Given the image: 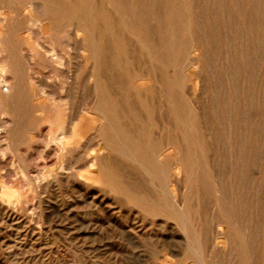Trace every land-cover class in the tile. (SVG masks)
Returning <instances> with one entry per match:
<instances>
[{
    "label": "bare ground",
    "instance_id": "bare-ground-1",
    "mask_svg": "<svg viewBox=\"0 0 264 264\" xmlns=\"http://www.w3.org/2000/svg\"><path fill=\"white\" fill-rule=\"evenodd\" d=\"M96 1L94 3H96ZM210 1L211 2H209L208 0H103V2H102L103 6L99 7L101 4L100 3L99 5H97L98 7L96 6L99 9H97V8L95 9L90 0H30L26 6H22L21 8H15L13 6L12 1L0 0V55L2 56V58L0 59V241L1 240H6V241L9 240L10 238L13 237L14 233H17V236H20V237L22 236V238L24 236V237H30L31 239H33L36 230H34V228L32 229V227H30L31 222L29 220V217L27 215H25L26 213L25 214L23 213V211H25V208H27V205L29 204V202H33V205L35 203L36 208H38L39 210H42L44 212H49V213H50V211L55 212L61 220L62 219L63 220L69 219L66 216L61 214V209L63 207H67V206H72L74 208L75 204H73L71 201H69V199L71 198V195H73L72 192L69 189L63 190L61 188L60 184L62 185V183H61L62 181L71 182L70 185L73 184V186H74L73 191H77V192L82 190V187H80V185L83 187L86 186V188L89 189V188H92L96 182H102L103 185L105 187H107L108 189H110L111 191H115V190L117 191V178L119 177V173L121 171H124L121 169V166L123 164H125V165L129 166L128 168H131L134 171L138 172L139 174H142L143 176H145L147 178L149 185H151L153 187V189L156 191V193H155L156 195L153 198L152 202H149L150 204L143 201V199L141 198L143 196L137 197V196H132L129 194L127 195V194L123 193V195L126 196L125 200L129 203L135 204V206L142 209L143 212L145 213L144 214L145 216L153 217L155 215L162 214V215H168L171 217H175L177 220H179L183 225L182 226L183 228L181 230L184 231V235H185V239H183V241H184V244H185V246L187 248V252H188V254H186V255H188V257H190V258H193L196 261V264H203V261L201 260V251L203 249L202 242L196 236V234L191 230V227L190 228L188 227L189 225H187V223L189 221H191V220H189V214L186 210H181L179 205H177V200H176L177 197L174 193H172V191H170V186H177V183L179 181V172L175 171L177 169L175 166H178V165H180L184 168L185 180L188 182V184L191 185V184H195L196 182H197V184H199L198 181H200V180H201V182H204L205 179H203V177H199L197 171H199L201 169H203L205 171L204 165L206 163L203 162L204 163L203 164L197 160L198 152L192 146H188L186 148L185 154H182V155H181V153H182L181 149L174 148V151L172 152V154L167 155V157H166L167 159H163L162 157L164 155L162 154V151H160V149L157 145L152 144L151 138H149V136H148V133H149V130L151 129V127L148 130L146 128V126H148V125L141 123L142 120H140L138 118L139 116L137 117L135 114H133V112L130 109L127 108V104L123 105V107H120L119 105H117L118 104L117 103V101H118L117 97L118 96L116 97L115 94H117L118 92L115 94L112 93L113 96H115V97H112L111 94L109 93V91L113 89L112 86L110 85L111 81L109 80L110 78L113 77V76L111 77V75H113V71L107 65L110 66L111 65L110 62H113V60H117V59L120 60V56L117 55V52H116V45H117L118 41L116 42V40L114 39V36H113V38L110 39V36L108 37L107 33L109 31L112 32V29L116 30L115 26L112 25V22L114 19H117L119 22L118 23L119 25H117L116 27H118L119 30L122 29L123 31L126 32V31H128V29H132L134 31V33L132 32V34L135 37L134 39L136 40V42H138V45H140L141 51L151 59L152 63L154 62V64L158 63L160 65L167 66V65L173 64L172 62L175 61V59L178 56L180 57L181 53L183 54V52H184V55L187 54L188 50H190L191 48H193V49L196 48L197 50L201 51L202 57H204L203 58L204 61L205 60L209 61L210 60L208 58V57H210V56H208L210 53L209 48H210V46L213 45L214 40L212 37H210V35H209L210 32L208 34V30L211 28L212 29L216 28L217 30H219V31L222 30L224 32V37L226 38L225 46L228 47L233 52L232 56L229 57L230 59H233L232 60L233 64H234L235 60H237V62H238L239 59L243 60V62H244L246 60V57L249 60V58H251V53H252V51H254L253 49H254L255 45L257 44L256 36L259 33L257 31V28H258L259 23H260V21H259L260 13L258 10L254 9L253 1L252 0H210ZM17 2H18V0H17ZM207 2H209L211 4L210 8H206L204 6L205 3H207ZM97 3H99V2H97ZM106 8H107V10H106ZM143 13H144V15H143ZM237 13H239V15L241 16V19L237 18V19H235V23L234 22L232 23V20H233L235 14H237ZM140 17H142V18H140ZM211 17H214L215 22L210 25L211 20H212ZM154 23L156 24V29H155V32H154V30L151 31L153 34V35H151L149 32H150V30H152L150 28L153 27ZM48 27H51V28H48ZM68 27H72V29L75 32L82 31L86 35V38L82 42V45L84 47L82 49L85 52H89L88 61H90L91 65H92L91 77L95 79V80L93 79L95 81V85H94L93 90H95V92L98 93L97 97H95L93 100V107H94V110L97 111L96 113L98 114L99 120H97L94 117L93 118L92 117L91 118H83L82 113L81 114L70 113L69 111H71V110L67 107L66 104L58 103L59 99L57 101V103H58L57 107L48 106L45 104H35L34 103L35 98H36L35 93H37V91L34 90L35 93L33 91H31L32 88L34 89V86L33 87L31 86L32 87L31 90H29V89L27 90V89H25V87H23V85L20 84V82L24 78L30 79V78H28V76H29L28 74H30L29 73V66L27 65L28 66L27 67L26 64L21 66L22 62L26 61V60L22 59V56H20V54L24 51L23 49L27 48L26 51L29 54L27 57L32 58V59L37 58V60H38V58H40L41 56H43L45 58L46 54L43 55L41 53V51H39V52L37 51L38 48L40 47V43H39L38 39L35 40V42H36V45L34 46L35 48H31V47H28L27 43L21 41L22 40L21 38H23V37L20 38L21 40H19L18 37L21 34H27L28 39L30 40V37L32 35H36L39 37L44 36V34L48 30H52L53 32H58L61 35V32ZM72 29H71V31H72ZM261 30H262V28H261ZM67 31H66V33H67ZM256 32H258V33H256ZM66 33H64V34L66 35ZM147 33H149V34H147ZM145 34H147V36L150 37V38L148 37L149 38L148 40H147V36ZM65 35H63V36H65ZM74 36H76V35L74 34ZM127 36H128V34H126V38L128 39ZM47 37H45V38L47 39ZM51 37L53 39V36H51ZM66 37H67V35H66ZM157 37H158V39L156 40ZM131 38H129V39L131 40ZM66 39H68V38H66ZM69 39H70V37H69ZM214 39H217V38L214 37ZM62 40H64V37L62 38ZM122 40H124V38H122ZM43 41H44V39H43ZM78 41L80 42L82 40L78 39ZM57 42H58V40H57ZM69 43H71V42L69 41ZM47 47H48V44H47ZM76 47H78L77 44L75 46V49H77ZM137 47L139 48V46H137ZM80 48H78V50L81 51ZM261 48H262V46H261ZM53 49H54V47H53ZM58 49H59V46H58ZM73 49H74V46H73ZM196 49H195V51H196ZM47 50H49V49H47ZM67 51H65V52L67 53ZM211 53H213V51ZM223 53H225V51ZM25 54H23V55H25ZM67 54H70V53H67ZM79 54H81V53H79ZM215 54H216V52L214 53V56H216ZM49 55H52V54H49ZM82 55H84V54H82ZM226 56H227L226 59L228 60L229 59L228 55H226ZM43 57H41V58H43ZM60 57H62V56H60ZM69 57H70V55H69ZM73 57H74V55H73ZM181 57H183V56H181ZM221 57H223V56H221ZM122 59H124V58H122ZM213 59H216V57ZM27 60H29V59H27ZM41 60H43V59H41ZM41 60H40V63H42ZM30 61H31V59H30ZM43 61L46 62L48 60L44 59ZM53 61L54 62L57 61L60 65L63 64L62 59L59 58V60H58V57L54 58ZM26 62H24V63H26ZM69 62L72 63V60ZM215 62H214V64H215ZM220 62L218 61V63L221 65ZM85 63H86V61H85ZM200 63H201V61H200ZM36 64H37V62H36ZM38 64H39V62H38ZM46 64L49 65L50 62L46 63ZM51 64H53V63H51ZM68 64L66 65V67L68 66ZM79 64L82 65L81 62ZM121 64H122V62H121ZM30 65H32V64H30ZM75 65H77V64H75ZM240 65L241 64H239V67H240ZM53 66L54 65H51V67H53ZM120 66H122V65H120ZM210 66H211V64H210ZM237 66H238V63H237ZM253 66L254 65H252L251 68ZM123 67H125V66H123ZM204 67L205 66H203V69H204ZM218 67H220V66H218ZM218 67H217V69H220ZM21 68H22V70H21ZM241 68H244V66ZM249 69L250 68H248V70ZM257 69H259V68H257ZM109 70H110V72H109ZM209 70H212V69H208V72H209ZM257 71H259V70H257ZM229 72L230 73L226 72L227 74H224V75L231 74V71H229ZM243 72H244V69L242 70V73ZM110 73H111V75H110ZM202 73H203L202 75H205L204 72H202ZM252 73H253V71H252ZM32 74H34V73L32 72ZM206 74H208V73H206ZM120 75H121V73H120ZM211 75H213V74H211ZM224 75L222 78L225 77ZM258 75H260V74H258ZM258 75H257V77H258ZM208 76H209V74H208ZM218 76H217V78H218ZM133 77H135V76L133 75ZM206 77H207V75H206ZM209 77H211V76H209ZM219 77L221 78V76H219ZM37 78H38V76H37ZM203 78H204V76H203ZM232 78H233V76H232ZM252 78L254 79L253 76H252ZM124 79H125V77H124ZM213 79L216 80V75H215V78H213ZM227 79H229V78H227ZM259 79H260V77H259ZM35 80L36 79H34V81ZM103 80H104V82H103ZM115 81H117V80H115ZM125 81H127V79ZM175 81H176V79H175ZM184 81H185V79H184ZM186 81H188V79H186ZM209 81H210V78H209ZM209 81H208V83H210ZM230 81H231V79L229 80V82ZM243 81H244V79H243ZM25 82H27V81H25ZM102 82H103V84H102ZM112 82H114V81L112 80ZM211 82H212V80H211ZM229 82H228V84H229ZM234 82L237 83L235 80H234ZM126 84H127V82H126ZM130 84H131V82H130ZM222 84H223V82H222ZM230 84H231V82H230ZM235 86H237V85H234V87ZM263 86H264V84H263ZM27 87H29V86H27ZM229 87H231V86L229 85ZM39 88H40V86H39ZM41 88H42V86H41ZM119 88L123 92L127 90V88L121 82L119 83ZM130 88H131V85H130ZM157 88L160 90L161 86H160V88L157 86ZM225 88H226V85H225ZM236 88H238V87H236ZM236 88H233V89L235 90ZM239 88H238V90H239ZM252 88H254V87H252ZM166 89H167V92L169 94H171L173 91L172 88L168 85H167ZM210 89H213V88H210ZM243 89H245V88H243ZM162 90H164V89H162ZM220 90H221V88H220ZM253 90H252V92H253ZM256 90H258V89L256 88ZM130 91H131V89H130ZM215 91H219V90H215ZM229 91H230L229 93L232 92L231 90H229ZM240 91H242V89ZM42 92H44V91H42ZM72 92H74L73 89H72ZM95 92H94V95L96 94ZM160 92L163 93V91H160ZM258 92L256 91L254 93H258ZM144 93H145V91H144ZM229 93H228V95H229ZM234 93H236V92H234ZM243 93H244V90H243ZM70 95H69V97H71ZM136 95L138 96L137 93H136ZM243 95H245V93ZM23 96L24 97L26 96L27 98L26 97L24 98ZM73 96H76V95H72V97ZM211 96L214 97L213 95H211ZM162 97H165V96H162ZM216 97H214L215 98L214 100L217 99ZM65 98H67V97H65ZM65 98H62V99L64 100ZM207 98H209V97H207ZM223 98H225V97L223 96ZM263 98H264V96H263ZM76 99H78V98H76ZM166 99H167V97H166ZM75 100H72V101H75ZM256 100H258V99H256ZM228 101H230V100H228ZM70 102H71V99H70ZM80 102H81V104L84 103V102L82 103L81 100H80ZM137 102H138V100H137ZM222 102H223V104H227V102H225V99ZM234 102H235V99H234ZM234 102L233 103L231 102L230 105L224 106V107H226L225 109L229 113V116L228 115L227 116L230 117L227 119H230L229 121L232 123L231 126L235 130L234 137L231 138L229 136L231 138V141H230L229 147H228L230 150V154H231L230 158L232 157L233 161H232V159H230L232 161L230 166L225 165L223 168L220 166L223 169V174L221 176L222 181H221L220 187L217 189V191L215 190L216 193L218 192L221 195H224V196L228 195L229 196L228 197L229 198V204H230L229 206L232 209H230L229 212L227 211V213H226V210H223L224 214L222 213V215H223L222 218L224 220L223 222H226L227 224L229 222H232L233 220H235L234 222H237L238 219H240L239 218L240 217L239 212H240V209L242 211L243 206L246 207L247 205L248 206L251 205L252 206L251 212L253 215V209H254L253 206L255 204L254 201H256L255 195L258 196V193H259V192L257 194L255 193L256 191H254L255 188L253 187L255 185L250 184V183L246 184L249 176L247 177L245 172H244L246 170V169H244L245 163H246V160L248 159V158L246 159V157L248 155V152H250L249 151L250 147L248 146L249 141L252 138L250 130L253 128L251 126L252 128L250 130H248V129L243 130L246 127V125H249L248 124L249 118H248V116H246L247 115V109L250 108V107L248 108L249 102H248V99H245L244 101H243V99H239V100H237L236 104H234ZM130 103H131V101H130ZM254 103H256V102H253V104ZM169 104H170V102H169ZM213 104H215V103H213ZM220 104L218 103L217 107L220 106ZM89 105H91V104H89ZM167 106H169V105H167ZM251 106L254 108L256 105L253 106L251 104ZM80 107H81V105H80ZM214 107H215V105H214ZM220 107H218V108L220 109ZM186 109H188V108H186ZM82 110H84V108ZM137 110H139V109H137ZM257 110L259 111V109H257ZM75 111H76V108H75ZM205 111H206V109H205ZM249 111L251 112V110H249ZM76 112H78V111H76ZM253 112H256V109ZM213 113L214 112H212V114ZM146 114H148V113L146 112ZM80 115H81V117H80ZM149 115L150 114H148V117H149ZM209 115H210V113H209ZM261 115H263V114H261ZM218 116H219V114H218ZM218 116L215 115V117H218ZM258 116H260V114ZM250 119H252V118H250ZM202 120L205 121V119H203V117H202ZM256 120H259V119H256ZM256 120H255V122H256ZM82 121L83 122L86 121L88 124L90 123L91 126L95 125L94 133L91 134V136L89 135V137H87L88 140H87V138H86V140L89 142V144L93 143V142H99L98 144L100 145V142H102L103 148L100 151L94 150V147H93V150H90V148H89V150L86 148H85L86 150L81 149L82 146L80 147V145H79V139L83 137L84 132H85V131L83 132V125H82L83 122ZM175 122H177V121H175ZM207 122H208V120L206 121V123ZM215 122H214V124H215ZM97 123H99V126L97 125ZM179 123H180V121H179ZM208 123H210V122H208ZM252 123H254V121H252L251 124ZM46 124L50 128V132L48 134L45 133L46 135H44L42 128ZM150 124H151V122H150ZM262 124L260 126L259 125H257V126L261 127ZM254 125H255V123H254ZM91 126H90V128H91ZM180 126H182V125H180ZM205 128L206 127H204V129ZM233 128H231V129H233ZM191 129H193V128L191 127ZM191 129H190V131H192ZM207 129L208 128H206V131H207ZM217 129H215V130H217ZM256 129H258V128H256ZM147 130H148V132H147ZM253 130H252V132H254ZM202 131H204V130H202ZM255 132H257V131H255ZM52 133H55V136L52 135ZM208 133L210 134V132H208ZM225 133H226V131H225ZM230 135H232V134H230ZM188 136H189V134H188ZM256 136L259 137L258 135H256ZM224 137H225V135H224ZM224 137L222 136V138H224ZM207 138L211 139L209 137H207ZM226 138L228 139V136ZM253 139L254 138H252V140ZM197 140H198V138H197ZM224 140H226V139H224ZM187 141L185 143H188ZM262 141H263V138H262ZM225 143H227V141ZM256 143L258 145L260 144L259 142H256ZM210 144H212V143H210ZM81 145H82V143H81ZM198 146H199V142H198ZM253 146H254V144H253ZM86 147L88 148V146H86ZM89 147H92V146L90 145ZM252 148H254V147H252ZM201 149L202 148H200V151L203 150V149L202 150ZM163 151H164V149H163ZM223 151L218 152V153H220V155H221ZM205 152H206V150H205ZM165 155H166V153H165ZM223 155H224V153L222 154V156ZM225 156H226V154H225ZM250 156H251V154H250ZM213 158H214V156H213ZM213 160L216 161L215 158ZM249 160H252V159H249ZM203 161H205V160H203ZM218 161H220V160H218ZM17 162L20 165V169L15 174L14 173V171H15L14 165ZM249 164H251V163L249 162ZM253 164H254V162L252 163V165ZM219 165H221V164H219ZM206 167H207V165H206ZM248 167H250V165ZM252 168H254V167H252ZM207 169H209V168L207 167ZM243 169H244V171H243ZM213 170H214V168H213ZM126 171H128V170H126ZM216 171H217V169H216ZM123 176H125V175L123 174ZM216 176L217 175H215V177ZM218 176H217V178H218ZM254 177L256 178L257 176H254ZM133 179H131V180H133ZM139 181H140V179H139ZM141 181H142V179H141ZM256 182H257V180H256ZM204 184H205V182H204ZM66 185H68V184L66 183ZM62 187H64V186H62ZM27 189L33 190L34 194L36 195L34 197V194H33V198L35 201L34 200L31 201L28 199L29 194L26 191ZM178 190H179V188H178ZM203 191H202V193H203ZM120 192L121 191H119V193ZM183 192H185V191H183ZM42 194H46L47 196L46 197L42 196ZM93 195H96V194L94 193ZM80 196H81V194H80ZM218 196H216V197L218 198ZM81 197L85 198V199L87 198L84 195H82ZM196 197H198V196H196ZM213 197H214V195H213ZM89 198H91V197H89ZM217 198L215 200V203H216V206H218L220 208V211H221V209H222L221 205L222 204H220V202ZM93 199H96V198H93ZM181 199H182V197H181ZM193 199H194V196H193ZM202 199H203V197H202ZM258 200H259V198H258ZM72 201H74L73 198H72ZM85 201H87V200H85ZM96 201H95V203H96ZM87 203H89V202H87ZM215 203H214V206H215ZM262 205H263V203H262ZM95 206H97V205H95ZM101 206H103V205H101ZM111 206L113 207L115 205H113L111 203ZM184 206H182V207H184ZM87 208L88 209L83 214V219H80V217L77 213H76L77 215L74 214L75 215L74 218L81 221L82 224L84 222L83 225L88 226L89 229L92 227L96 228V224L99 225L100 223H96L93 220L94 219L93 216L96 215V211L94 212V210H92V208H94V203H91L89 206H87ZM38 209H37V211H38ZM247 210H248V208H247ZM31 211H32V209H31ZM75 211H77V210L75 209ZM258 211H259V209H258ZM69 212H71V210H68V212H66V213H69ZM106 212H107V209H106ZM124 212H126V211H124ZM244 212H245V210H244ZM104 213H105V211H104ZM69 214L72 215L71 213H69ZM242 214H243V211H242ZM41 215H42V213H41ZM247 216H248V214H247ZM247 216L245 215L246 218H247ZM260 216H259V218H260ZM126 217H128V214ZM46 218L48 219V217H45V219ZM50 218L53 219V217H50ZM70 218H71V216H70ZM155 218H157V216ZM241 220L242 219H240V221ZM247 220H248V224H249L247 230H249V234H250L249 236L251 237L252 241H251V243L248 242L246 247H248L247 248L249 250L248 253H250L253 256V253H254L253 246H255V244H257V242L253 239L254 238L253 235H255V234L252 235V232H253L252 231V229H253L252 217H250V215H249ZM96 221H98V220H96ZM134 222H136V221H133V223ZM51 223H53V222H51ZM49 224H50V222H49ZM259 224H261V223H259ZM41 225H43V224H41ZM83 225L81 227H83ZM227 226H229V225H227ZM244 226H246V225H244ZM103 227L104 226H102L101 229H103ZM125 229H127V228H125ZM140 229H142V228H140ZM199 229H201V228H199ZM240 229H238V230H240ZM104 230L106 231L108 229L104 228ZM113 230L114 229H112V231ZM131 230H133V229H131ZM134 230L137 231V229H135V228H134ZM238 230H236V231L238 232ZM256 230H257V228H256ZM90 231H92V230H90ZM101 231L103 232V230H101ZM112 231H110V233ZM244 231H246V230H244ZM258 231H256V233H258ZM107 232L108 231H106L105 234ZM117 232H119V231H117ZM115 233H112V234L114 235ZM123 233H125V231ZM123 233H122V235H123ZM48 234H49V232H48ZM126 234L127 233H125V236H126ZM137 234H138V232H137ZM91 235L93 236V234H91ZM259 235H261V234H259ZM116 236H119V235L116 234ZM142 238L144 240L147 238V236L144 235V237H142ZM148 238L146 239V242H148V240H149ZM245 238H246V236H245ZM228 239L231 240V245H233L234 239L232 240L229 235H228ZM240 239H241V237H240ZM152 240H154V239H152ZM206 241H207V239H206ZM32 242H34V240ZM239 242H240V240H239ZM261 245H263V243ZM23 246H25V245H23ZM28 247H30V246H28ZM55 247H57V246H55ZM235 248H234V250H235ZM258 248H260V247L258 246ZM34 249H35V247H34ZM169 249H170V247H169ZM226 250H228V249H226ZM64 251H65V249H64ZM7 253H9V252L7 251ZM52 253H54V252H52ZM234 253H236V252H234ZM34 254H35V252H34ZM48 254H50V253H48ZM82 254H84V253H82ZM239 255L240 254H238V256ZM11 256H13V255H11ZM15 256H17V255H15ZM18 256H19V253H18ZM81 256H83V255H81ZM8 257H10V256H8ZM88 257H91V256H88ZM237 257H236V259H237ZM239 258L241 259V257H238V259ZM69 259L70 258H68V260ZM163 259H165V258H163ZM166 259H167V257H166ZM168 259L170 260L169 257H168ZM251 259H254V258L251 257ZM56 260H57V258H56ZM10 261H12V260H10ZM34 261H36V260L34 259ZM50 261H51V259H50ZM75 261L78 262V260H75ZM253 262L255 263V261H253ZM80 263H82V261ZM90 263H92V262H90ZM46 264H47V262H46Z\"/></svg>",
    "mask_w": 264,
    "mask_h": 264
},
{
    "label": "rangeland",
    "instance_id": "rangeland-1",
    "mask_svg": "<svg viewBox=\"0 0 264 264\" xmlns=\"http://www.w3.org/2000/svg\"><path fill=\"white\" fill-rule=\"evenodd\" d=\"M5 1H12L13 6L15 8H21L22 6H26L30 0H28V1L27 0H18V2H17V0H5ZM90 1H91L92 5L94 6L95 9L98 7L97 5H99L100 3L101 4L99 7L103 6V4H102L103 0H99V1L98 0L97 1L96 0H90ZM95 1H96V3L97 2H99V3L96 4V3H94ZM208 1L211 2L210 0H208ZM252 1H253L254 9L258 10L260 13V19H259L260 23H259V26L257 28V31L259 33L256 32V33H258L256 36L257 44L255 45V47L253 49L254 51H252V53H251V58H249V60L250 59L251 60L249 61L246 57V60L244 61L245 63L243 62V60L239 59L238 62H237V60L234 61L235 65L233 64V61H232L233 59L229 58L230 56H232L233 52L228 47L225 46L226 38L224 37V32L222 30L219 31L216 28H213V29L211 28V29H209L210 31L208 30V34L210 32L209 35H210V37L213 38V40L215 42V43L213 42V45L210 46V48H209L210 53L213 51V53H211V54L209 53V55H208V56H210V57H208L210 59L209 61H207V60L204 61V59H203L204 57H202L201 51L197 50L196 48H195L196 49V51H195V49L191 48L190 50H188L187 54L184 55V52H183V54L181 53L180 57L178 56L179 58L177 57L175 59V61L172 62L173 64L167 65V66L160 65L158 63L154 64V62L152 63L151 59L141 51L140 45H138V42H136V40L134 39L135 37L132 34V32L134 33V31L132 29H128V31L129 30L130 31L129 32L126 31L127 32L126 33L122 29L119 30V28L116 27L117 25H119L118 24L119 22L117 19H114L112 22V25L115 26L116 30L112 29V32L109 31L110 33L108 32L107 33L108 35L106 34L108 37L110 36V39L113 38V36H114V39L116 40V42L118 41L117 45H116V52H117V55L120 56V60H118V59L113 60V62H110V64H111L110 66L107 65L113 71V75H111V73H110L111 77L112 76L113 77L109 79L111 81L110 85L112 86L113 89L111 88L112 90H110L109 93L111 94L112 97L118 96L117 97V99H118L117 105H119L120 107H123V105L127 104V108L130 109L133 112V114H135L137 117L139 116L138 118L140 120H142L141 123L148 125V126H146V128L148 130L151 127L152 130L151 129L149 130L148 136H149V138H151L152 144L157 145L159 147L160 151H162V154L164 155L162 157L163 159H167L166 158L167 155L172 154V152L174 151V148L181 149V151H182L181 155H182V154H185L186 148L188 146H192L198 152L197 160L200 163H203V162L206 163L204 165L205 171L203 169L197 171L199 177H203V179H205L204 180L205 184H204V182H201V180L198 181L199 184H197V182L195 184H191V185L188 184V182L185 180L184 168L182 166L178 165V166H175L177 168L175 171L179 172V181L177 183V186H170V191H172V193H174L177 197V199H176L177 205H179L181 210H186L189 214V220H191V221L188 222L189 224L187 223V225H189L188 227L189 228L191 227V230L196 234V236L202 242L203 249L201 251V260L203 261V264L204 263L205 264H247L248 262H249L248 264H264V262H263L264 261V207H263L264 206V134H263L264 133V130H263L264 129V121H263L264 120V104H263L264 103V98H263V96H264V93H263L264 92V86H263V84H264V65H263L264 64V1L263 0H252ZM209 2L205 3L204 6L206 8L211 7V4ZM97 9H99V8H97ZM106 10H107V8H106ZM143 15H144V13H143ZM140 18H142V17H140ZM237 18L241 19V16L239 15V13L235 14V16L232 20V23L233 22L235 23V19H237ZM211 19L212 20H211L210 25L215 22L214 17H211ZM153 27L150 28V29H152L149 32L151 35H153L151 31L154 30V32H155V29H156L155 23L153 24ZM48 28H51V27H48ZM261 28H262V30H261ZM71 29H72V27H68V28L64 29L61 32L62 36L58 32H53L52 30H48L44 34V36H40L41 38L39 36L32 35L30 37V40H29L27 34H21L18 37L19 40L22 39L21 41L27 43L28 47H31V48H35L34 47L36 45L35 40L38 39L39 43H40V47L38 48V50L37 49L36 50L38 52L41 51V53L43 55L46 54L45 58L43 56H41L43 58L40 57V58H38V60H37V58L32 59V58L27 57L29 55L26 51L27 48L23 49L24 53L23 52L22 53L23 54L26 53V54L23 55L21 53L20 56H22V59L26 60L27 62L23 61L21 66L24 64H26V66L27 65L29 66V73L30 74H28L29 75L28 78H30V79L24 78L22 80L23 82L21 81L20 84L23 85V87H25V89H27V90L28 89L31 90V88L34 86V89L32 88L31 91H33V92H34V90L37 91V93L34 92L36 95V98L34 101L35 104H45L48 106L57 107L58 103H63V104H66L67 107L71 110V111H69L70 113H73V114L74 113L75 114L76 113H79V114L82 113L83 118H91V117L93 118L94 117L97 120H99L98 114L96 113L97 111H95L94 107H93V100L95 97H97L98 93H96L95 90H93L94 85H95V81H94L95 79L91 77L92 65H91V62L88 61L89 52H85L82 49V48H84L82 45V42L86 38V35L82 31L75 32L73 29L71 31ZM66 31H67V33H66ZM63 32L66 33L67 37ZM149 33H147V34H149ZM74 34L76 36H74ZM126 34H128V36H127L128 39L126 38ZM147 34H145V35L147 36ZM63 35H65V36H63ZM51 36H53L54 40L52 39ZM21 37H23V38H21ZM45 37H47V39ZM63 37H64V40H62ZM65 37L68 39H66ZM69 37H70V39H69ZM148 37L149 36H147V40L150 38V37L149 38ZM214 37H216L217 39H214ZM122 38H124V40H122ZM129 38H131V40ZM43 39H44V41H43ZM56 39L58 40V42ZM78 39H80L82 41L79 42ZM157 39H158V37L156 38V40ZM69 41L71 43H69ZM47 44H48V47H47ZM76 44L78 46V47H76L77 49H75ZM58 46H59V49H58ZM73 46H74L75 50L73 49ZM137 46H139V48ZM261 46L263 49L261 48ZM53 47H54V49H53ZM78 48H80L81 51L78 50ZM47 49H49V50H47ZM65 51H67V53H70V54H67ZM224 51H225V53H223ZM215 52H216V54H215L216 56H214ZM48 53L52 54V55H49ZM79 53H81V54H79ZM82 54H84V55H82ZM69 55H70V57H69ZM73 55H74V57H73ZM226 55H228V58L230 60L226 59V57H227ZM60 56H62V57H60ZM181 56H183V57H181ZM221 56H223V57H221ZM56 57H58V60H59V58L62 59V63H63L62 65H60L57 61H55V62L53 61V59ZM215 57H216V59H213ZM1 58H2V56L0 57V59ZM122 58H124V59H122ZM27 59H29V60H27ZM30 59H31V61L32 60L33 61L31 62ZM41 59H43V60L45 59L48 61L45 62ZM40 60L42 63H40ZM71 60H72V63L69 62ZM85 61H86V63H85ZM200 61H201V63H200ZM218 61L219 62L221 61L220 62L221 65L218 63ZM24 62H26V63H24ZM36 62H37V64L39 62V64L37 65ZM49 62H50V64L53 63L51 65H54V66L51 67L50 64H49L50 66L46 64ZM80 62L82 63V65L79 64ZM121 62H122V64H121ZM214 62H215V64H214ZM237 63H238V66H237ZM30 64H32V65H30ZM67 64H68L67 67L68 68L70 67L69 69L66 67ZM75 64H77V65H75ZM210 64H211V66H210ZM239 64H241L240 67H239ZM120 65H122V66H120ZM252 65H254V66L251 68ZM123 66H125V67H123ZM203 66H205L204 69H203ZM218 66H220V67H218ZM243 66H244V68H241ZM255 66L259 69H257ZM217 67L220 69H217ZM247 67L250 69L248 70ZM208 69H212V70H209V72H208ZM243 69H244V72L242 73ZM21 70H22V68H21ZM257 70H259V71H257ZM223 71L224 72L226 71L227 73H230L229 71H231V74L224 75L227 73L226 72L224 73ZM252 71H253V73H252ZM32 72L34 74H32ZM109 72H110V70H109ZM202 72H204L205 75H202L203 74ZM120 73H121V75H120ZM206 73H208L209 76H211V77H209L208 74H206ZM221 73L225 76L224 78H222L223 75ZM211 74H213V75H211ZM258 74H260V75H258ZM133 75L135 77H133ZM206 75H207V77H206ZM215 75H216V80L213 79V78H215ZM218 75L221 76V78ZM257 75H258V77H257ZM37 76H38V78H37ZM203 76H204V78H203ZM217 76H218V78H217ZM232 76H233V78H232ZM252 76L254 77V79L252 78ZM124 77H125V79H124ZM259 77H260V79H259ZM113 78L117 81H115ZM209 78H210V81H209ZM227 78H229V79H227ZM34 79H36V80L34 81ZM126 79H127V81H125ZM175 79H176V81H175ZM184 79H185V81H184ZM186 79H188V81H186ZM230 79H231V81H230L231 84L229 82ZM243 79H244V81H243ZM112 80L114 82H112ZM211 80H212V82H211ZM234 80L237 83H235ZM25 81H27V82H25ZM208 81L210 83H208ZM221 81L223 82V84ZM103 82H104V80H103ZM103 82H102V84H103ZM120 82L127 88L126 91L123 92L122 90H120V88H119ZM126 82H127V84H126ZM130 82H131V84H130ZM228 82H229V84H228ZM129 84L131 85V88H130ZM26 85L29 87H27ZM38 85L40 86V88ZM159 85L161 86V88ZM167 85L170 86L173 90L171 94H169L167 92V89H166ZM225 85H226V88H225ZM229 85L231 87H229ZM234 85H237V86L234 87ZM41 86L43 89L41 88ZM157 86L160 88V90L157 88ZM232 87L233 88H236V87L239 88L240 87V88H239V90H238V88H236L234 90ZM252 87H254V88H252ZM210 88H213V89H210ZM220 88H221V90H220ZM243 88H245V89H243ZM256 88L258 90H256ZM72 89L74 90L75 93L72 92ZM130 89L132 92L130 91ZM162 89H164V90H162ZM241 89H242V91H240ZM215 90H219V91H215ZM229 90H231L232 92L229 93L230 92ZM243 90H244L245 95H243L244 94ZM252 90H253V92H252ZM42 91H44L45 93ZM144 91H145V93H144ZM160 91H163V93ZM256 91L257 92L259 91V92L254 93ZM94 92L96 93L95 95H94ZM234 92H236V93H234ZM112 93L113 94L117 93V94H115V96H113ZM123 93L124 94L126 93V94L124 95ZM136 93L138 94V96L136 95ZM228 93H229V95H228ZM68 94L69 95L71 94L70 95L71 97H69ZM72 95H76L73 97L75 99L76 98H78V99L75 100L72 97ZM211 95H213L214 97L217 96L216 97L217 99L214 100L215 98L212 97ZM162 96H165V97H162ZM223 96L225 98H223ZM65 97H67V98H65ZM166 97H167V99H166ZM207 97H209V98H207ZM62 98H65V99L63 100ZM255 98L258 100H256ZM58 99H59V101H58ZM70 99H71V102H70ZM136 99L138 100V102ZM224 99H225V102H227V104H223L222 101ZM234 99H235V102H234ZM239 99H243V101L245 99H248V102H249L248 108L249 107L250 108L247 109V115L246 116H248V118H249V123H248L249 125H246V127L248 126L247 128L243 127L244 128L243 130H245V129L250 130L253 127L250 131H251L252 138H254L253 140H252V138L250 139L251 142L249 141L250 145L248 144V146L250 147L249 148L250 152H248V155L246 157V159L247 158L248 159L246 160L245 168H244L247 171L246 170L244 171V169H243V171L245 172L247 177L249 176L246 184L250 183V184L255 185V186H253L255 188L254 191H256L255 192L256 194L258 192L259 193H258V196L255 195L256 201H254L255 204L253 206L254 207L253 215L251 212V210H252L251 205L246 206L249 211L247 210V208L245 206H243V208H242L243 214H242L241 209L239 212V216H240L239 218L242 219L241 220L242 222L240 221V219H238V221L236 220L237 222H234L235 220H233L232 222H229L227 224L226 222H223L224 220L222 218L223 217L222 213L224 214L223 210H226V213H227V211L229 212L230 209H232L229 206L230 205L229 204V198H228L229 196L228 195H226V196L221 195L218 192L216 193L215 190L217 191V189L220 187V184L222 181V179H221V176L223 174L222 168L225 165L230 166L231 162L233 161L232 157L230 158L231 154H230V150L228 147H229V143L231 141V138L234 137L235 130L231 126L232 123L229 121L230 119H227L230 117H228L229 113L225 109L226 107H224V106L230 105L231 102L232 103L234 102V104H236L237 100H239ZM72 100H75L76 102L72 101ZM80 100L82 101V103L83 102L84 103L81 104ZM228 100H230V101H228ZM57 101H58V103H57ZM130 101H131V103H130ZM169 102H170V104H169ZM212 102L215 104H213ZM253 102H256V103L253 104ZM218 103L219 104L221 103L220 104L221 107L218 106V107H220V109L217 107ZM250 103L253 106L254 105H256V106L253 108ZM89 104H91V105H89ZM80 105H81V107H80ZM167 105H169V106H167ZM214 105H215V107H214ZM209 107L210 108L212 107V108L210 109ZM75 108H76V111H78V112L75 111ZM83 108H84V110H82ZM186 108H188V109H186ZM137 109H139V110H137ZM205 109L208 113L205 111ZM255 109H256V112H253V111H255ZM257 109H259V111ZM249 110H251V112ZM145 111L148 114H150L149 117ZM212 112H214V113L212 114ZM209 113H210V115H209ZM218 114H219V116H218ZM259 114H260V116H258ZM261 114H263V115H261ZM215 115H217L218 117H215ZM80 117H81V115H80ZM202 117H203V119H205V121L202 120ZM250 118H252L253 120ZM256 119H259V120H256ZM207 120L210 123H208V122L206 123ZM251 120L254 121L255 125H254V123H252L253 125L251 124V122H252ZM255 120L257 123L255 122ZM86 121H84V122L82 121L83 122V124H82L83 125V132L84 131L85 132H84L83 137L79 139V145H80V147L82 146L81 147L82 150L83 149L89 150V148H90V150H93V147H94V150L100 151L103 148L102 142H100V145H101L100 146L98 144L99 142H93V143L89 144V142L87 141L88 140L87 137H89V135L91 136V134L94 133L95 125L91 126V124L90 123L88 124L87 123L88 121L87 122ZM175 121H177V122H175ZM179 121L181 124L179 123ZM150 122H151V124H150ZM214 122H215V124H214ZM260 123L261 124L263 123L261 127H259L261 125ZM97 125L99 126V123H97ZM180 125H182V126H180ZM257 125H259V126H257ZM90 126H91V128H90ZM203 126L208 128L207 131H206V128L204 129ZM191 127L193 129H191ZM48 128H49V126L47 124L44 125V127L42 128L44 135H46L45 133L48 134L50 132V128L49 129ZM231 128H233V129H231ZM256 128H258V129H256ZM190 129L192 131H190ZM215 129H217V130H215ZM148 130H147V132H148ZM202 130H204V131H202ZM224 130L226 131V133ZM252 130L254 132H252ZM255 131H257V132H255ZM208 132H210L211 135ZM188 134H189V136H188ZM230 134H232V135H230ZM52 135L55 136V133H52ZM224 135H225V137H224ZM256 135H258L260 138L262 137L263 141H262V138L260 139ZM222 136L224 138H222ZM227 136H228V139L226 138ZM207 137H209L211 139H208ZM86 138H87V140H86ZM197 138H198V140H197ZM224 139H226V140H224ZM186 141L188 143H185ZM197 141L199 142V146H198ZM226 141H227V143H225ZM256 142H259L260 144L258 145ZM81 143H82V145H81ZM210 143H212V144H210ZM253 144H254V146H253ZM90 145L92 147H89ZM86 146H88V148ZM199 147L202 148L203 150L201 149L202 151H200ZM252 147H254V148H252ZM163 149H164V151H163ZM205 150H206V152H205ZM221 151H223L222 154L224 153L223 156H222V154L220 155V153H218ZM165 153H166V155H165ZM225 154H226V156H225ZM250 154H251V156H250ZM213 156H214L216 161L213 160L214 159ZM230 159H232V161ZM249 159H252V160H249ZM203 160H205V161H203ZM218 160H220V161L222 160L221 161L222 163ZM249 162L251 164H249ZM253 162H254V164H253L254 166L252 165ZM219 164H221V165H219ZM124 165L125 164H123L121 166V169L124 171H121L119 173V177L117 178V191L116 190L111 191L110 189L105 187L102 182H96L94 184V186L92 188H89V189H87L86 186L83 187L80 185V187H82L83 191L80 190L77 192V191H73L74 186H73V184L70 185L71 182L62 181L61 182L62 185L60 184L61 188L63 190L69 189L72 192L73 195H71V198L69 197L70 198L69 201H71L73 204H75L74 208L76 207L75 209L77 210V211H75V209L72 206L63 207L61 209V214L66 216L67 218H69L67 220H65V219L61 220L59 218V216L53 211H50V213H49V212H44L42 210H39L38 208H36L35 203L33 205V202H29V204L27 205V208H25V211H23V210L22 211L24 214L26 213L25 215H27L29 217V220L31 222L30 227H32V229L34 228V230H36L35 235H34L33 239H31L30 237H24V236L22 238V236L21 237L17 236V233H14L13 237L10 238L9 240H7V241L1 240L0 241V243H1L0 244V264H46V262H47V264H65V263L66 264H89L90 262H92L90 264H93V263L94 264H193V263L196 264V261L193 258H190V257H188V255H186V254H188V252H187V248H186L184 241H183V239H185V235H184V231L181 230L183 228L182 227L183 225L179 220H177L175 217H171L168 215H162V214H158V215L153 216L154 218L157 216V218H155V219L151 216H149V217L145 216L144 215L145 213L143 212L142 209L135 206V204L129 203L125 200L126 196L123 195V193L127 194V195L129 194L132 196H137V197L143 196V197H141L143 199V201L146 203H149V202H152L153 198L155 197L156 191L153 189V187L151 185H149L147 178L145 176H143L142 174H139L138 172L134 171L131 168H128L129 166H127V165L124 166ZM206 165L209 169H207ZM249 165H250V167H248ZM14 166H15L14 167V169H15L14 173L16 174L20 169V165L17 162V163H15ZM212 167L214 168V170ZM252 167H254V168H252ZM216 169H217V171H216ZM126 170H128V171H126ZM123 174L126 177L123 176ZM215 175H217V176L219 175L218 178H217V176L215 177ZM254 176H257L256 177L257 179ZM131 179H133V180H131ZM139 179H140V181H139ZM141 179H142V181H141ZM256 180H257V182H256ZM66 183L68 185H66ZM62 186H64V187H62ZM178 188H179V190H178ZM26 191L29 194L28 199L31 201L34 200L33 190L27 189ZM119 191H121V192L119 193ZM183 191H185V192H183ZM202 191H203V193H202ZM94 193L96 195H93ZM80 194H81V196L84 195L87 198L86 199L82 198L80 196ZM213 195H214V197H213ZM35 196L36 195L34 194V197ZM42 196L46 197L47 195L42 194ZM193 196H194V199H193ZM196 196H198V197H196ZM216 196H218V198ZM89 197H91V198H89ZM181 197H182V199H181ZM202 197H203V199H202ZM72 198L74 201H72ZM93 198H96V199H93ZM216 198L219 200L220 204H222L221 205V208H222L221 211H220V208L218 206H216V203H215ZM258 198H259V200H258ZM84 199L87 201H85ZM95 201H96V203H95ZM87 202H89V203H87ZM91 203H94V208H92V210H94V212L96 211V215L93 216V218H94L93 220L96 223H100V224L99 225L96 224V228L92 227L89 229L88 226L83 225L84 222L82 224L81 221L75 219L74 217H75V215L78 214L80 219H83V214L89 208V207L87 208V206H89ZM111 203L115 206L112 207ZM214 203H215V206H214ZM262 203H263V205H262ZM95 205H97V206H95ZM101 205H103V206H101ZM182 206H184V207H182ZM132 207L133 208L135 207V208L133 209ZM117 208L118 209L120 208V209L118 210ZM31 209H32V211H31ZM37 209H38V211H37ZM106 209H107V212H106ZM258 209H259V211H258ZM68 210H71V212H69V213H71L72 215H70L69 213H66V212H68ZM244 210H245V212H244ZM104 211H105V213H104ZM124 211H126V212H124ZM41 213H42V215H41ZM68 214L71 216V218ZM127 214H128V217H126ZM247 214H248V216H247ZM245 215L247 216V218L245 217ZM249 215H250V217H252V220H253L252 221V223H253L252 235L255 234V235H253V237H254L253 239L257 242V244H255V246H253V250H254L253 256L250 253H248L249 250L247 249L248 247H246L248 242L251 243V241H252L251 237L249 236L250 235L249 230H247L248 226H249L248 220H247ZM259 216H260V218H259ZM45 217H48V219L47 218L45 219ZM50 217H53V219ZM96 220H98V221H96ZM48 221L50 222V224ZM133 221H136V222L133 223ZM51 222H53V223H51ZM259 223H261L262 225ZM41 224H43V225H41ZM38 225L39 226L41 225L40 226L41 228ZM82 225H83V227H81ZM101 225L104 226L103 229H101L102 228ZM227 225H229V226H227ZM244 225H246V226H244ZM104 228L108 229V230H106V231H108L106 234H105L106 231L104 230ZM125 228H127V229H125ZM134 228L137 229V231H135ZM140 228H142V229H140ZM199 228H201V229H199ZM256 228H257V230H256ZM100 229L103 230V232ZM112 229H114V230L112 231ZM131 229H133V230H131ZM238 229H240V230H238ZM90 230H92V231H90ZM236 230H238V232ZM244 230H246V231H244ZM47 231L49 232V234ZM110 231H112V232L110 233ZM117 231H119V232H117ZM124 231H125V233H127L126 236H125V233H123ZM256 231H258V233H256ZM96 232L97 233L99 232L100 234L99 233L97 234ZM137 232H138V234H137ZM112 233H115L114 234L115 236ZM122 233H123V235H122ZM91 234H93V236ZM116 234L119 236H116ZM259 234H261V235H259ZM144 235H146L147 238L149 237L148 238L150 240V241L148 240L149 243L146 242L147 238L144 239L145 241L143 240L142 237H144ZM228 235L231 237L232 240L234 239L233 245H231V240L228 239ZM239 236L241 237V239ZM245 236H246V238H245ZM152 239H154V240H152ZM206 239H207V241H206ZM33 240H34V242H32ZM239 240H240V242H239ZM262 243H263V245H261ZM23 245H25V246H23ZM28 246H30V247H28ZM55 246H57V247H55ZM258 246L260 248H258ZM34 247H35V249H34ZM169 247L171 250L169 249ZM234 248H235V250H234ZM64 249H65V251H64ZM226 249H228V250H226ZM7 251L10 254L7 253ZM34 252H35V254H34ZM52 252H54V253H52ZM234 252H236V253H234ZM18 253H19V256H18ZM48 253H50V254H48ZM82 253H84V254H82ZM14 254L17 255L18 257L15 256ZM238 254H240V255L238 256ZM11 255H13V256H11ZM81 255H83V256H81ZM8 256H10V257H8ZM88 256H91V257H88ZM237 256L241 257V259L240 258L238 259ZM166 257H167V259H166ZM168 257L170 258V260L168 259ZM236 257H237V259H236ZM251 257L254 259H251ZM56 258H57V260H56ZM68 258H70V259L68 260ZM163 258H165L166 260ZM34 259L36 261H34ZM50 259L52 262L50 261ZM10 260H12V261H10ZM75 260H78V262ZM81 261H82V263H80ZM253 261H255V263Z\"/></svg>",
    "mask_w": 264,
    "mask_h": 264
}]
</instances>
